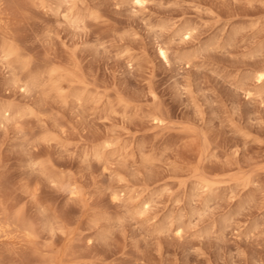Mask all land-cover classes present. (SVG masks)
<instances>
[{"label":"clouds","instance_id":"obj_1","mask_svg":"<svg viewBox=\"0 0 264 264\" xmlns=\"http://www.w3.org/2000/svg\"><path fill=\"white\" fill-rule=\"evenodd\" d=\"M0 264H264V0H0Z\"/></svg>","mask_w":264,"mask_h":264}]
</instances>
